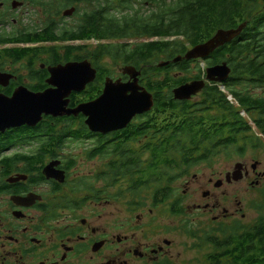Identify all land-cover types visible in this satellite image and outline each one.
I'll return each mask as SVG.
<instances>
[{
	"label": "flooded vegetation",
	"instance_id": "obj_1",
	"mask_svg": "<svg viewBox=\"0 0 264 264\" xmlns=\"http://www.w3.org/2000/svg\"><path fill=\"white\" fill-rule=\"evenodd\" d=\"M83 3L88 5L89 0H0V101L16 94L31 96L53 88L48 81L50 67L90 61V42L95 40L80 25ZM42 47L50 49L43 52ZM243 53L240 58L243 63H234L232 58L228 62L227 91L233 98L231 103L241 107L240 101L245 100L241 115L244 112L255 120L264 117V107L259 106L264 103V47L250 46ZM196 61L200 59L191 60L187 72ZM206 61L205 69L212 65L211 58ZM92 67L96 70L94 80L82 90L69 93V109L96 99L107 77L123 81L129 78L123 71L114 77L104 64H92ZM107 69L109 73L103 71ZM204 76L202 73L194 79ZM4 110L0 102V114ZM151 115V111L137 115L126 128L106 133L91 130L86 123L88 116L82 112L62 116L43 114L36 122L11 126H2L0 121V264L176 262L169 251L172 241L169 243L164 238L161 245L160 241L150 240L151 232L154 233L153 209L157 208L152 195L141 200L133 198L130 202L133 205L130 215L149 207L147 212L140 211L135 217L133 214L138 221L147 220L136 223L130 218L124 223L121 218V200L124 193L129 196L128 186L123 184L125 179L121 174L115 175L117 169L114 171L113 166L120 170L123 146L140 148L152 139L147 134L144 138L135 135L136 140L126 138L129 131L145 132L133 128L143 123L145 117L149 120L146 131L153 132ZM197 139L201 141L198 146L201 154L215 151L218 146L215 137L201 134ZM75 142L80 144H72ZM210 158L205 157L198 164L212 165L208 164ZM97 161L101 164L91 175L92 185L80 184L83 167L87 162ZM242 164L246 177L249 171ZM252 170L254 175L246 180L258 185L261 177L256 169ZM193 178L198 176L194 174ZM213 179L210 176L207 184H212ZM112 185L119 192H111ZM203 195L205 199L214 198L210 189ZM219 205L217 201L207 203L204 210L215 213ZM235 218H244V214L237 217L223 207L222 213L211 220Z\"/></svg>",
	"mask_w": 264,
	"mask_h": 264
},
{
	"label": "trees",
	"instance_id": "obj_2",
	"mask_svg": "<svg viewBox=\"0 0 264 264\" xmlns=\"http://www.w3.org/2000/svg\"><path fill=\"white\" fill-rule=\"evenodd\" d=\"M136 3H140L139 9H135ZM89 4L80 25L96 41L89 53L90 61L99 65L108 58L136 66L141 70L140 83L153 93L155 101L151 110L153 132L146 131L149 120L145 117L143 123L133 125L145 132L129 131L126 136L136 140L135 135L144 138L147 134L152 139L140 148L123 146L120 170L113 166L114 171L117 169L115 175L121 174L125 179L123 184L128 186L126 192L131 199L141 200L142 193L152 195L155 207L167 205L171 215L181 216L183 198L175 182L214 152L201 154L199 135L215 137L217 147L222 149L238 147L243 142L237 148L240 154L246 146L259 148L261 143L256 137L253 139L250 133L254 128L241 115L245 100L240 101L241 107L234 105L219 84L208 83L198 102L175 99L174 87L201 77L203 72L194 78L177 74L187 72L191 60L172 59L204 42L218 29L245 22L246 27L237 38L209 56L212 65L228 63L231 58L234 63H243L240 58L245 49L264 47V0H89ZM132 38L137 40L131 43ZM42 48L43 52L50 49ZM162 57L170 62L158 67ZM103 71L109 73L108 69ZM223 85L228 88L226 80ZM259 106L264 107V103ZM252 121L264 136V117ZM259 195L252 205L256 216L250 222L235 218L226 224L217 221L202 225L185 220L182 230L192 237V243L199 250L209 248L205 262L195 264H264V186Z\"/></svg>",
	"mask_w": 264,
	"mask_h": 264
},
{
	"label": "water",
	"instance_id": "obj_3",
	"mask_svg": "<svg viewBox=\"0 0 264 264\" xmlns=\"http://www.w3.org/2000/svg\"><path fill=\"white\" fill-rule=\"evenodd\" d=\"M245 27L244 22L234 28H220L207 40L192 46L184 55H179L172 61L206 59L218 47L237 38ZM169 62L160 61L157 66L163 67ZM122 71L128 75L127 81L107 77L103 91L96 99L90 103L81 104L75 109H69L67 107L69 93L74 89L82 90L88 82L94 80L96 70L88 60L50 67L51 77L48 81L54 85L53 88L31 96L16 94L13 98L0 101L5 109L0 114L2 126L36 122L43 114L62 116L82 112L88 116L86 123L93 131L106 133L126 128L135 116L151 111L155 101L153 93L139 83L141 70L128 64ZM229 73L230 67L226 61L208 66L204 78L194 79L174 87L173 96L178 100H190L205 88L207 82L223 83L229 77ZM256 167L257 164H252V169L255 170ZM242 177L243 164L237 163L235 170L227 175V181L240 180ZM221 182H217L216 186H220Z\"/></svg>",
	"mask_w": 264,
	"mask_h": 264
},
{
	"label": "rangeland",
	"instance_id": "obj_4",
	"mask_svg": "<svg viewBox=\"0 0 264 264\" xmlns=\"http://www.w3.org/2000/svg\"><path fill=\"white\" fill-rule=\"evenodd\" d=\"M148 6L149 4L147 3L146 7ZM80 7L82 13H84V11L87 10L86 8L90 7V4L87 5V3H83L80 5ZM139 8L140 3H136L135 9ZM136 40L137 39L132 38L129 42L132 43ZM95 44V42H90V50L95 46ZM163 60H165L164 57H162V59L159 61ZM103 64L112 72L114 77L119 75L122 72L123 67L125 66L122 62H118L108 58L104 59ZM205 65H207V61L200 59V61L192 63L190 69H188V72L184 73L180 71L182 73L181 75L193 76L194 74H198L200 72L202 73L204 71ZM175 73L180 74L179 71ZM220 89L228 93L225 87H220ZM228 96L232 97L229 94ZM201 98L202 95L200 93L199 95H196L194 98H192L191 101L198 102L201 100ZM231 99L233 101V98ZM242 116L253 126L254 129L250 134L252 135L253 139L255 137L260 139L261 147L252 148V146L248 145L246 146L243 154H240V152H238L240 151L239 149L237 151V148L241 146L243 142H240L238 147L232 146L228 149L217 147L208 161V164L212 165H207L204 163L197 164L190 169L189 175H187L179 182L175 183V185L179 188V192L183 198V215H171L169 213L167 205H160L159 207L153 209L154 233L151 232L150 240L160 241L161 245H164V238L168 239L167 241L169 243L172 241V245L169 248V251L172 254V259L176 261L173 264H185L188 262H190L191 264L204 263L206 260L205 253L209 251L208 247H203L201 250H199L198 247L192 243V237H190L187 232H184L182 230V227L185 224V220H189L190 224L194 222L196 224L202 225L211 224L212 222H214L211 220V218L214 215H220L222 213L223 207L227 208L229 212L234 213L237 217H240L241 214H244L245 222L252 221L256 216V210L252 205L256 202V200L260 198L259 189L260 187L264 186V136L258 130H256L257 128L255 127L253 121L248 118L246 113L242 112ZM72 144L80 143L75 142ZM237 163H245L247 165L249 175L246 177L244 176L240 180H233L231 183H227L225 179L226 173L233 172ZM99 164H101L99 161L87 162L86 166L83 167L82 176L79 183L82 185H92L91 183H93V180L91 179V175L92 173H95L99 170ZM252 164H257L256 171L258 173V177H261L259 178L258 183L260 184V186L254 187V185H251L246 180L247 178H250L252 175H254ZM194 174L198 176L197 179L193 178ZM210 176H213L214 178L213 183L207 184V179ZM217 180L223 181V185L221 187L218 186L219 188H216L215 186V182ZM206 189H210V191L213 193V200L204 198L203 192ZM110 191L119 192V188L116 190V186L112 185V189H110ZM145 194L146 193H142V196L144 195L143 197L147 199L148 195L145 196ZM124 195L121 200V218L124 220V223H126V221L130 218L132 219L133 214L135 217L136 214L140 211H148L149 207L146 206V208H144L143 210H137L138 212L132 213L130 215L128 212L133 207V205H130L131 198ZM216 201L220 204L217 212L211 213L204 210L205 204L209 203L211 205ZM145 220L147 219L143 218L141 221H138L136 218L132 219V221L136 223L144 222ZM230 220L232 219H226L220 222L226 224L229 223ZM148 229L152 230L151 227H149ZM138 233L140 234V231ZM137 264L140 263L137 261Z\"/></svg>",
	"mask_w": 264,
	"mask_h": 264
}]
</instances>
